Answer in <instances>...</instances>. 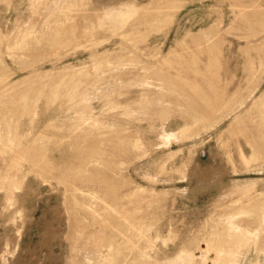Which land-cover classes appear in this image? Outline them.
<instances>
[{"label": "rangeland", "instance_id": "rangeland-1", "mask_svg": "<svg viewBox=\"0 0 264 264\" xmlns=\"http://www.w3.org/2000/svg\"><path fill=\"white\" fill-rule=\"evenodd\" d=\"M0 264H264V0H0Z\"/></svg>", "mask_w": 264, "mask_h": 264}]
</instances>
